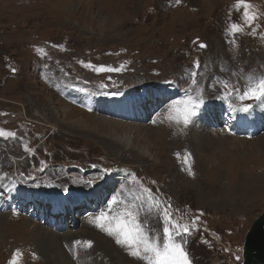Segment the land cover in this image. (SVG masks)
<instances>
[{
  "label": "rangeland",
  "instance_id": "374dc122",
  "mask_svg": "<svg viewBox=\"0 0 264 264\" xmlns=\"http://www.w3.org/2000/svg\"><path fill=\"white\" fill-rule=\"evenodd\" d=\"M261 79L264 0H0V234L11 246L0 264H146L96 217L128 210L162 239L163 192L191 230L176 240L192 264H243L264 212V96H245ZM67 106L66 120H98L91 132L62 121ZM110 127L137 132L148 154L124 151ZM93 194L103 207L88 215L64 210V225L50 214ZM29 202L66 228L13 211ZM54 233L83 238L46 247Z\"/></svg>",
  "mask_w": 264,
  "mask_h": 264
},
{
  "label": "snow or ice",
  "instance_id": "6c2138e0",
  "mask_svg": "<svg viewBox=\"0 0 264 264\" xmlns=\"http://www.w3.org/2000/svg\"><path fill=\"white\" fill-rule=\"evenodd\" d=\"M239 3L243 5L246 0H239ZM245 15L249 17V23L255 18L254 15H249L247 10H245ZM233 27L237 31L240 30L236 25H233ZM100 70H103V68ZM111 70L119 71V69ZM245 96L257 99L264 96V79L259 81L257 88L249 89ZM250 107L251 105H246L243 110L248 111ZM190 115L192 113L185 111L183 115L184 123H188ZM4 135L5 130L0 129V137ZM10 135L14 136L15 134L11 133ZM161 214V218L164 220L162 239L159 235H149V230H146L138 221L136 215L128 210H124L116 216H109L105 212H101L96 217V221L100 228L105 229L116 238L117 244L125 247L131 256L144 260L146 264H192L183 243H178L176 240V237H179L182 241L185 235L190 234V228L188 225L181 226L175 223L167 208H162ZM90 245L91 242H89ZM12 264H15V261Z\"/></svg>",
  "mask_w": 264,
  "mask_h": 264
},
{
  "label": "bare ground",
  "instance_id": "6f19581e",
  "mask_svg": "<svg viewBox=\"0 0 264 264\" xmlns=\"http://www.w3.org/2000/svg\"><path fill=\"white\" fill-rule=\"evenodd\" d=\"M72 109L73 108H71L69 106L64 108V112H63L64 115L63 116H65V117H64V119L62 121H67L65 123L76 124L75 126H76L77 129H80V130H82V131H84L86 133L91 132L92 131L91 124L95 125V123H97L98 120H93V119L92 120H88V119H85V118H82V117L70 118L69 120H66L68 117H73V115H70L72 113V111H73ZM38 116L40 118H42L41 120H42L43 124L45 122L47 124L53 125L54 127L57 126V123H59L61 121V117L59 115L58 116L56 115V121L52 122V123H50L48 121V119H46L42 114H38ZM57 118H58V120H57ZM100 122L103 123L104 121H100ZM94 129L96 130V126H95ZM109 130H110V132H109L108 135H110L111 138H113L114 140H117L119 142H122L124 144V146L122 147V149L124 151H129L131 149H135V150H139L141 153H143L142 155H147L148 154V151L146 149L140 148L134 143L133 138L136 137V135H138L137 132H133V131L118 132L117 130L112 129L111 127L109 128ZM77 175L78 174H72V181L76 185H82V187L85 186V187H89V189H93V188H95L97 186L96 184L99 183V181H98L99 179L94 180V177H89V176H81L80 177V176H77ZM0 200H1L0 201V210H3V209H5L3 207H5L6 201L10 200V197L8 199L7 198L6 199L3 198V199H0ZM5 217H6V214L5 215H0V223L2 221H5ZM72 237H77V239H79V238L82 239L83 238V234H64V235L58 236L56 233H54V234H44V238L43 237H41V238L46 239L47 241H49V242H46V245H47L46 247L50 248L53 243H59L60 244V243L63 242L62 240H64V241H65V239L69 240L70 238L72 239ZM72 242H73V240H72ZM4 247L5 248H10L11 246H10V243L8 241L7 234H0V248H4ZM5 250H7V252H8L10 249H5ZM45 250H49L50 251V249H47V248H45ZM18 264H21V263H18Z\"/></svg>",
  "mask_w": 264,
  "mask_h": 264
},
{
  "label": "water",
  "instance_id": "95a60500",
  "mask_svg": "<svg viewBox=\"0 0 264 264\" xmlns=\"http://www.w3.org/2000/svg\"><path fill=\"white\" fill-rule=\"evenodd\" d=\"M243 264H264V212L247 233L243 246Z\"/></svg>",
  "mask_w": 264,
  "mask_h": 264
}]
</instances>
